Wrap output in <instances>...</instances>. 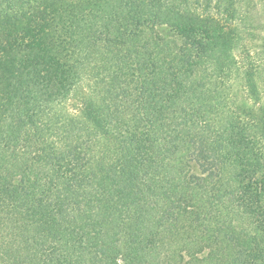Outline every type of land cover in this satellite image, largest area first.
Segmentation results:
<instances>
[{
	"label": "trees",
	"instance_id": "trees-1",
	"mask_svg": "<svg viewBox=\"0 0 264 264\" xmlns=\"http://www.w3.org/2000/svg\"><path fill=\"white\" fill-rule=\"evenodd\" d=\"M263 1L87 0L57 98L10 40L42 0H0V264H264Z\"/></svg>",
	"mask_w": 264,
	"mask_h": 264
},
{
	"label": "rangeland",
	"instance_id": "rangeland-1",
	"mask_svg": "<svg viewBox=\"0 0 264 264\" xmlns=\"http://www.w3.org/2000/svg\"><path fill=\"white\" fill-rule=\"evenodd\" d=\"M85 1L87 0H42V2L35 8L31 15L25 18L23 22L19 23L17 27L12 30L13 35L10 38L12 42H15L16 40L19 43V41L22 42L24 40L32 47L33 45H37V47L41 50L40 57L41 55L46 57L44 62L46 63L45 67L48 69V71L46 70L44 73H42V76L45 78L44 81H47V84H51L49 83L51 82L50 80L54 79L53 77L48 76L49 74L51 76L55 75V78H57V83L55 82V84L59 85L56 86L55 97L57 98H62V94L70 89L69 86H71L72 83L71 76L69 75V68H67L65 61L62 58V56H64L65 60H67V56H65L67 52L62 55L60 54V48L63 44L60 39L63 37L67 43V35L69 34V29L73 24L70 14L76 10V7L82 6ZM89 1L92 2L93 0ZM259 9H261V11ZM258 10L260 12L258 21L261 26H264V3L262 4L259 2ZM52 24L54 26L51 29ZM58 32H62L63 34H58ZM261 32L262 33H259L258 36L264 37V29L261 30ZM45 34H49L46 41L44 40ZM9 42L6 41V39H0V95L7 86V81L4 79V70L2 67L5 65V61H8L6 55L4 54L5 51L3 47L7 46ZM249 43L250 41H245L247 48H250ZM56 54H58L60 57L57 58L55 56ZM246 57L247 54L239 56V62L241 65H244L248 62ZM262 62H264L263 55H261V59L257 63L262 65ZM235 91H237L239 99H242L243 91L238 84L235 85ZM84 102V95L80 93L76 96V98L73 97V100H69L68 103H65L64 101H58L53 113L49 114L48 116H44L43 122L46 125H49L51 122L48 123V121H50L51 118L53 121H57L59 124L66 116L78 115V111H76L75 108H82ZM3 113L4 111L0 106V116ZM52 132L55 133L56 131L53 129L50 134H52ZM50 139L51 141L53 140L54 142H59V140H56V136H50ZM245 158L247 159L248 157ZM44 198L46 201H49L48 194L45 193ZM261 214L262 212L259 213V216L257 219H255V221L246 220L243 224L249 225L252 224L251 222H254L257 225L258 222L263 223V218H260ZM1 248L2 246H0V249Z\"/></svg>",
	"mask_w": 264,
	"mask_h": 264
}]
</instances>
